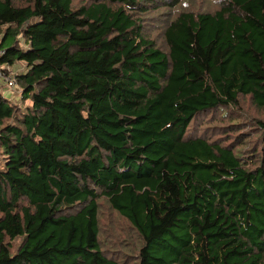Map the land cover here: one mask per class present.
I'll return each mask as SVG.
<instances>
[{
	"label": "trees",
	"instance_id": "obj_1",
	"mask_svg": "<svg viewBox=\"0 0 264 264\" xmlns=\"http://www.w3.org/2000/svg\"><path fill=\"white\" fill-rule=\"evenodd\" d=\"M16 1L0 0V66L25 68L19 104L0 91V264H264V119L250 160L188 135L246 98L264 110V0L180 13L167 50L138 16L156 0ZM103 198L127 249L103 246Z\"/></svg>",
	"mask_w": 264,
	"mask_h": 264
},
{
	"label": "rangeland",
	"instance_id": "obj_2",
	"mask_svg": "<svg viewBox=\"0 0 264 264\" xmlns=\"http://www.w3.org/2000/svg\"><path fill=\"white\" fill-rule=\"evenodd\" d=\"M76 0L75 5L88 3L90 0ZM22 0H17V4H22ZM159 9L150 6L147 13L138 14L142 19L144 34L155 42L157 47L167 50L165 30L171 20H174L182 12L214 13L222 7V0H156ZM1 39V35H0ZM23 46V43L21 44ZM169 53V52H168ZM11 67L12 71L20 73L24 71L23 63L17 62ZM3 68H7L3 66ZM18 93L11 92L12 102L20 103L21 88L16 87ZM264 119V110L257 108L248 98L241 102L238 109H220L215 112L201 113L192 122L188 132L189 136L202 137L210 142H218L224 146H233L247 159L255 152L253 146L257 144L256 124L254 119ZM251 139V141H249ZM242 143H244L242 145ZM244 159V157H243ZM100 217L103 229L102 241L104 248L109 251L127 249L124 244H134L138 237L134 232H128L124 225V220L115 214L108 206L105 198L100 200ZM119 240V241H117ZM120 240L124 243L118 244Z\"/></svg>",
	"mask_w": 264,
	"mask_h": 264
},
{
	"label": "built area",
	"instance_id": "obj_3",
	"mask_svg": "<svg viewBox=\"0 0 264 264\" xmlns=\"http://www.w3.org/2000/svg\"><path fill=\"white\" fill-rule=\"evenodd\" d=\"M4 54L2 50H0V57ZM15 73L10 71L8 68L5 69L3 66H0V91L2 92H14L18 93L16 87L18 86Z\"/></svg>",
	"mask_w": 264,
	"mask_h": 264
},
{
	"label": "clouds",
	"instance_id": "obj_4",
	"mask_svg": "<svg viewBox=\"0 0 264 264\" xmlns=\"http://www.w3.org/2000/svg\"><path fill=\"white\" fill-rule=\"evenodd\" d=\"M19 76V75H18ZM3 93H5V92H3Z\"/></svg>",
	"mask_w": 264,
	"mask_h": 264
},
{
	"label": "crops",
	"instance_id": "obj_5",
	"mask_svg": "<svg viewBox=\"0 0 264 264\" xmlns=\"http://www.w3.org/2000/svg\"><path fill=\"white\" fill-rule=\"evenodd\" d=\"M21 74V73H20Z\"/></svg>",
	"mask_w": 264,
	"mask_h": 264
}]
</instances>
